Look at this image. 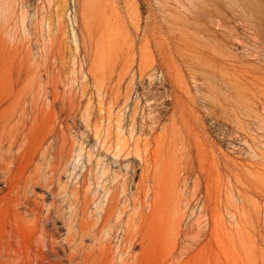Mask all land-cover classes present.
I'll return each mask as SVG.
<instances>
[{"label": "rangeland", "instance_id": "obj_1", "mask_svg": "<svg viewBox=\"0 0 264 264\" xmlns=\"http://www.w3.org/2000/svg\"><path fill=\"white\" fill-rule=\"evenodd\" d=\"M5 1L12 42L38 60L34 150L45 155L30 193L38 225L16 221L0 176V264H264L257 11L244 0ZM115 192L120 213L103 226ZM152 203L162 227L140 231Z\"/></svg>", "mask_w": 264, "mask_h": 264}, {"label": "bare ground", "instance_id": "obj_2", "mask_svg": "<svg viewBox=\"0 0 264 264\" xmlns=\"http://www.w3.org/2000/svg\"><path fill=\"white\" fill-rule=\"evenodd\" d=\"M244 1L246 6L257 11L258 22L264 24V0ZM12 14L11 6L5 0H0V176L7 183L8 191L4 196H9L15 206L16 221L23 222L26 219L24 213H27L34 216L38 225L41 217L38 201L30 194L32 186L43 175L38 162L44 160L45 155L42 153L41 158V154L34 150L37 118L41 110V105L39 107L36 103L38 60L34 47L22 53L20 45L12 42L14 33L7 25ZM212 24H205L204 27L213 30L215 24ZM28 92L30 95H27ZM117 195L115 192L102 210L100 224L103 226H107L120 213H116ZM1 197L3 195L0 194ZM157 208V203H152L150 212L140 216V231L149 232L162 227L163 220ZM83 211H86L85 207ZM88 227L86 220L82 219V236L88 233ZM9 250L12 251L7 257L11 260L16 250L12 245Z\"/></svg>", "mask_w": 264, "mask_h": 264}]
</instances>
